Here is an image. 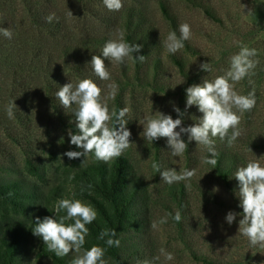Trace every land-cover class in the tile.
I'll list each match as a JSON object with an SVG mask.
<instances>
[{
  "label": "rangeland",
  "instance_id": "1",
  "mask_svg": "<svg viewBox=\"0 0 264 264\" xmlns=\"http://www.w3.org/2000/svg\"><path fill=\"white\" fill-rule=\"evenodd\" d=\"M165 1L178 16L180 25L188 23L191 26L192 35L187 41L190 48H186V55L189 77L193 81L188 82V78L166 67L168 64L164 61L158 64V79L164 84L170 81L169 86L155 89L147 80L142 82L134 80L131 85L125 83L120 85L117 82L119 94L114 101H108L110 109L118 105L120 108L130 109L126 116L129 120L126 126L132 133L130 139L133 143L121 156L127 159L131 175L138 180L143 188L142 192L146 190L149 202L143 220L144 226L137 233H131L130 238L145 247L150 256L148 260H153L152 257L159 255L161 247L174 254L173 261H164L161 257L157 261L158 264H208L204 258H207L208 252L213 251L216 260L223 257L221 260L223 264H264V246H251L247 237L239 233L240 217L237 216L232 225L225 221L228 211H238V204L232 202L238 189L235 186L232 188L225 186L212 170V165L204 163L207 155L204 147L191 141L183 155L173 157L166 138H160L153 144L149 143L144 140L143 126L139 124L145 114L154 115L155 111L171 114L175 119L177 113L173 111V104L182 111L185 110V89L193 83H200L203 77L212 79L222 75L229 67L230 57L239 51L242 43L257 50L258 54L253 59L258 63L248 77L235 85V90L239 94L254 91L255 96L256 94L259 96L255 104L256 109L241 115L240 137L244 142L228 144L227 138L221 140L216 137L215 147L232 150L244 164L257 158L264 163V148L261 147L264 146V3H261V0ZM53 2L56 3V10L59 13H65L67 32L74 38L98 34L115 39L123 32L119 29L121 25H117L111 19L112 15L104 6L103 0L91 2L90 6L97 11L96 13H91V8L83 9L76 0ZM159 2L160 0H123V6H134L137 10L143 11L147 24L156 30L163 43L171 29L161 15ZM19 3L20 0H0V8L3 4L6 10H16L17 27L24 32L28 40L39 38L43 40V44H49L50 41L46 42L44 34L27 26L26 11L21 9ZM203 4L213 9L219 22L213 21L204 13ZM13 33L15 34V31ZM90 58L86 56L79 62L80 71H71L60 62L55 65L51 75L37 70L13 71L12 68H8L7 63L0 66V89H10L11 83L14 82L17 92H22V88L27 91L25 105L14 102L17 106L14 118L7 115L10 102L0 100V180H17L23 185L26 193H34L36 198L34 209L24 213L21 208L13 209L0 196V214L5 216L4 226L16 220L29 223L36 217L51 216L55 204L63 198L74 196L90 204L92 192L88 188L89 185L76 176L90 164L98 162L109 164L116 159L104 162L96 161L91 154L84 160L83 157L69 159L65 156L64 153L68 150H78L76 146L70 145L68 136V131L74 130V117L71 110L64 109L57 98L58 102H49L47 90L44 88L47 82L52 85V91L49 93L51 96L69 80L75 82L77 79L90 77L101 87L102 97H106L109 91L107 84L111 81H101L94 75ZM202 62H209L213 72L199 70V64ZM150 63L151 68H154V61ZM105 66L114 81L122 78L119 65L106 60ZM182 79L184 82L176 85ZM22 80L25 82L20 87L18 84L20 85ZM3 94L4 91L0 96ZM55 105H60L59 113ZM62 110L66 113L65 117ZM201 115L196 106H192L186 110L183 124L185 126L193 124L192 117ZM183 138L187 140L186 135ZM154 162H159L162 169L175 168L177 171L193 169L195 175L190 182L182 181L168 185L161 180L160 174L155 172L152 167ZM174 187L182 189L184 193V200L180 206L182 220L179 222L182 229L180 230L179 225L171 218L168 223L153 228V222L166 212L174 214L179 209L176 203H170L167 199L169 190ZM214 197L217 198V203L206 204V199L213 202ZM221 202L228 204V207H221ZM167 206L170 207V211ZM38 245L37 239L30 238L25 241L20 250L18 264H51L49 258L38 255ZM69 255L74 258L76 253L70 252Z\"/></svg>",
  "mask_w": 264,
  "mask_h": 264
},
{
  "label": "clouds",
  "instance_id": "2",
  "mask_svg": "<svg viewBox=\"0 0 264 264\" xmlns=\"http://www.w3.org/2000/svg\"><path fill=\"white\" fill-rule=\"evenodd\" d=\"M261 3H264V0H261ZM103 4L109 11H119L123 7V0H103ZM55 19L54 13L46 17L49 23ZM13 35L10 28L0 26V36L12 39ZM191 35V26L188 23L179 26V34L175 30L169 32L163 41L167 53L174 55L184 49L185 41H188ZM142 48V44L129 42L121 32L117 38L106 41L99 55H92L89 62L94 75L101 81H111L107 84L109 91L106 97H102L101 87L90 77L77 79L75 82L69 80L57 90L56 98L63 108L71 110L74 116V130H69L68 136L70 145L76 146L78 150L66 151L64 155L69 159L83 157L84 160L91 154L96 161L108 162L120 157L132 145V133L126 126L129 121L126 116L130 109L123 107L117 110L109 107L108 101H114L119 94V84L112 79L106 68L105 58L117 65L126 64L128 60L143 62L145 55L140 54ZM257 54L256 49L241 43L239 51L230 57L229 67L222 75L212 79L203 77L200 83H193L185 89V110L182 111L173 104V111L177 113L175 119L171 114L161 111H155L154 115L145 114L139 121L143 126L144 140L153 144L160 138H166L173 157L183 155L188 149V144L195 141L206 150L204 163L214 167L219 156L214 138H227L228 144L235 143L241 136V115L255 107V92L239 94L235 85L253 72L258 63L253 57ZM199 70L211 73L213 67L209 62H202L199 64ZM184 79L176 85L183 83ZM192 106H196L202 115L193 116L194 123L185 126L183 117L186 110ZM16 108L13 99L7 107L9 118H14ZM185 135L187 140L183 138ZM152 167L168 185L182 181L190 182L195 175V170L189 168L182 171L175 168L162 169L159 162H154ZM233 176L238 181L236 194L242 212L228 211L225 221L232 225L239 216V233L247 237L251 246H264V163L258 158L251 159L240 166ZM62 212L64 214L60 215ZM96 218L97 211L91 204L73 196L60 199L54 206L53 215L36 217L31 229L33 235L40 237L47 245L48 251L57 257H65L70 252L76 253L71 264H108L105 258L106 247L98 244L90 248L84 247L89 234L87 225ZM169 218L179 223L182 213L180 210H176L174 214L166 212L153 222L152 227L157 228L158 225L168 223ZM99 239L104 240L107 247L120 246L115 229H103ZM161 257L169 262L175 259L172 252L161 247L159 255L154 256L152 261H145V264H155Z\"/></svg>",
  "mask_w": 264,
  "mask_h": 264
},
{
  "label": "trees",
  "instance_id": "3",
  "mask_svg": "<svg viewBox=\"0 0 264 264\" xmlns=\"http://www.w3.org/2000/svg\"><path fill=\"white\" fill-rule=\"evenodd\" d=\"M76 1L82 5L83 9L91 8V13L97 12L90 6L91 2H100V0ZM19 4L21 9L26 11L27 26L37 29L38 32L45 35L47 38L46 42L48 40L50 42L49 44H43V40L39 38L28 40L24 32H21L17 27L16 10H6L2 4L0 8V26L10 28L13 32L15 31L16 35L13 33V38L10 40L0 36V64L3 63L0 66H4L7 63L6 65H9L8 68H12L13 71L24 70L32 72L37 70L51 75L52 70L56 67L55 65L61 62L69 67L71 71H80L79 62L86 56L92 58V55H99L100 50L106 41L109 40L107 36L98 34L86 36L85 38L72 37L67 32L65 13H59L56 10V3L53 0H20ZM159 8L171 31L175 30L179 34L180 24L178 16L173 13L165 0H160ZM203 10L213 21L219 22L218 17L210 6L204 5ZM108 12L112 15L111 19H113V22L121 25L119 29L123 30L129 42L143 45L140 54L145 55L143 62L128 60L126 64L119 65L122 78L115 80L116 83L131 85L134 80L138 82L147 80L155 89L165 88L170 85V81L165 84L161 83L158 79L157 69L158 64L164 61L168 64L166 67L173 69L186 79L188 78V82L193 81L189 77V63L186 55V48H190L189 42L185 41L184 49L176 54H168L161 37L152 26L147 24L143 11L137 10V7L134 6H123L119 11L108 10ZM53 13L56 19L51 23L47 22L46 17ZM150 61H154V68H151ZM24 82L25 80H22L18 86L21 87ZM14 85L15 83L13 82L10 89H0V93L2 91L5 92V94L0 96V100L2 102H10L14 99V102L25 105V102H27L25 98L27 91L22 88L20 94ZM44 88L47 90L46 95L49 96V102H58L55 94L51 96L49 94L52 91V85L47 82ZM258 97L256 94V101ZM54 107L58 113L61 111L60 105H55ZM116 109L119 110L120 106H116ZM254 109L256 107L250 110V113ZM62 115L65 117L66 113L63 111ZM238 141L244 142L241 137L236 142ZM261 147L264 148V146ZM217 151L219 153L217 164L214 167L212 166V170L225 186L229 188L235 186L238 189V181L233 175L244 163L239 161V157L232 150L217 148ZM76 178L83 180L89 185L88 188L92 192V196L89 198L90 204L97 211V218L87 225L89 234L86 237L84 247L90 248L92 245L97 244L106 247L105 258L108 260V264H136L138 262L143 264L145 261H152L148 260L150 256L147 254L145 247L140 246V243L136 240L132 241L130 238L131 233H137L144 226L143 220L148 211L149 202L146 190L142 192L143 188L139 185L138 180L131 175L127 159L120 156L109 164L101 162L90 164ZM24 192L25 188L17 180H0V196L2 200L12 206L13 209L17 207L23 209L25 213L29 209H34L36 198L34 193L25 192V194ZM183 196L182 189L174 187V189L169 190L167 199L170 203H176L178 210H180L181 203L184 200ZM217 202L216 197H214L213 202L206 199V204L208 205ZM232 202L235 205H239V197L234 194ZM220 206L228 207V204L221 202ZM167 207L170 211V207ZM237 210V212H242L239 206ZM4 219L5 216L0 214V264H18L22 245L30 238L38 240V255L49 258L51 264H71L72 256L68 254L65 257H57L54 253L48 251L47 245L44 244L40 237L33 235L31 228L35 223V218L29 223L16 220L5 226L3 223ZM177 224L181 230L182 226L180 223ZM105 228L116 230V237L120 239L119 247H107L105 241L99 239L101 231ZM206 256L207 258H204V261L208 264H223L221 261L223 257H219L216 260L214 251L208 252ZM155 264L158 263L155 262Z\"/></svg>",
  "mask_w": 264,
  "mask_h": 264
}]
</instances>
